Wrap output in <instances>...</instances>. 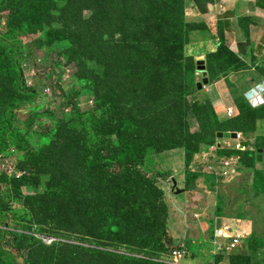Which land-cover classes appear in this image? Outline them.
I'll list each match as a JSON object with an SVG mask.
<instances>
[{
	"label": "trees",
	"instance_id": "1",
	"mask_svg": "<svg viewBox=\"0 0 264 264\" xmlns=\"http://www.w3.org/2000/svg\"><path fill=\"white\" fill-rule=\"evenodd\" d=\"M13 1L16 18H12L7 27L10 34L6 33L0 39V78H7L5 80L9 83L8 88L0 95V155L6 153L13 144L23 153L24 167L21 165L20 168L26 169L25 162L32 160L39 164L34 169L38 175L42 173L40 170L49 169L57 178L63 170L57 166L61 162L57 158H63L67 167L76 175L79 189L77 192L73 185L58 179L59 190H55L56 177H51L46 172L43 173L49 177L46 183L40 184L37 180L26 177L29 185H33L28 189L35 193L23 197L20 191L23 182H16L19 186L17 196L20 198L15 200L19 202L22 199L28 220H16L14 224H8L11 218L8 211L0 210V264H72L73 261L77 262L74 259L76 255L81 256L83 264H168L156 259L170 253V246L167 244L169 224L165 220V216H169V205L162 200L164 192L158 187V183L147 173L150 170V166L147 167L148 158L151 153H160L165 148H186L189 154L186 160L189 166L187 173L190 176L187 191H191L201 176L191 172L190 167L195 156L201 152L203 135L201 137L198 133L195 136L182 131L172 142L157 129L161 125V119L138 114L140 111L131 105L130 96L133 95L137 102L144 95V90L154 89L151 83L157 81L155 77L166 67V59L175 62L159 76H174L177 68L182 70L178 76L169 78L170 83L181 82L186 74L185 67L194 72L197 64L194 58L184 56L185 45L191 42L193 34L198 30L205 36L208 28L199 24L201 19L196 20L195 24L186 21V0H133L132 12L126 13V16L123 14L121 20H115L119 12L116 13V8L113 12H108L100 1V7L97 6L100 13L93 14L91 20H83L80 16L82 9L75 14L78 27L70 32L67 21L61 27L53 29H47V24L53 19L55 12L67 15L73 0ZM124 1L126 2H120ZM193 1L202 14L208 12L209 4L215 3V0ZM149 5L161 8L156 20L152 19L151 14L143 13ZM24 27L28 33L44 35V39H37L35 44L56 47L69 42V47L62 53L64 59L71 58L70 61H73L82 53L80 48L83 47L94 50L95 58L106 61L109 65L107 76L110 77L111 91H106L105 88L109 79L106 83L97 85L89 78L94 90L102 88L104 91L100 95L103 99L101 109L99 107L85 113L78 102H73V90L80 86L82 92L88 90L82 81L64 95L68 102L63 105L71 109L70 123L79 122L83 130H71L66 126L59 128L57 141L48 152L53 164L45 160V149L37 154L31 146L24 145L25 138L22 134L12 130L14 111L23 104L33 103L37 96L33 89L30 91L25 86L22 79L21 62L25 55L17 41L18 36L23 35ZM119 34L120 40L116 41ZM8 37L9 40L12 39L11 42L7 40ZM256 63L257 60H251L250 64L240 60L225 44L222 30L217 52L208 56V73L211 78H219L243 72L251 75L254 83H260L264 80V59ZM137 65L141 68V75L148 66L153 69L148 80L140 81V75L138 78L132 75L138 74L135 71ZM253 67L256 74L252 71ZM5 80L2 82L7 84ZM248 88L240 92L235 87L234 101L238 114L224 124L216 120L217 114L212 103L202 104L208 109V118L213 128L212 135L206 136L212 140L208 145L214 143V137L219 131H235L246 137L251 133L255 135L254 150L229 152V155L243 153L242 165L244 163L246 170L254 168L252 164L256 162L257 150L264 151V105L254 108L250 104L245 95ZM199 107L201 108L200 105ZM137 120L141 121V128ZM123 121L126 124L121 123ZM88 124L91 125V130L86 127ZM242 146L249 144L243 142ZM220 150L219 153L222 154ZM24 178L15 181H22ZM250 185L243 178L238 187L253 190L258 186V181L253 183V187ZM90 187L97 192L93 195L88 193ZM129 187L138 189L134 193L136 198L141 194V204L134 201L128 206L124 199ZM208 187L216 194L219 192L214 183L209 182ZM39 188L42 190L37 191ZM258 189L259 196L264 198V185ZM144 203L148 204L143 207ZM237 216L239 219L247 218V212L240 211ZM74 234H78L79 244L58 240L52 245L42 242L43 236L69 238ZM256 234L262 237L256 240ZM251 237L253 242L248 240L245 254L240 253V249L228 254L231 264H243L249 256L250 247L264 245V230L261 233L255 230ZM88 242L96 246L86 247ZM35 247L41 254L46 251L49 258H34L32 249ZM23 249L26 253L21 260L17 254ZM257 264H264V261Z\"/></svg>",
	"mask_w": 264,
	"mask_h": 264
},
{
	"label": "rangeland",
	"instance_id": "2",
	"mask_svg": "<svg viewBox=\"0 0 264 264\" xmlns=\"http://www.w3.org/2000/svg\"><path fill=\"white\" fill-rule=\"evenodd\" d=\"M100 1H102V3L106 6V10L108 12H113L115 8L116 13L119 11L115 20H121L123 18V14L126 16V13L132 12L131 4L133 0H126V2H120L121 0H73V5L68 11L69 15L55 12L53 19L49 24H47V29L61 27L63 22L67 21V29L69 32L73 31L78 27V22L74 17L75 14L80 9H82L80 16L83 17V20H91L93 14L100 13L97 8V6L100 7ZM13 3V0H0V39H2L6 33L10 34L7 27L10 25V20L12 18H16V10ZM226 3L227 0H225L223 3L221 0H215V3L210 6L208 12L202 14L196 7V4L193 0H186L184 2V4H186V21L189 24H195L194 22L196 20L201 19L202 22L199 24L205 25L208 28V32L206 34L207 40L209 42H216L217 39L219 44L220 32L223 30L225 24L223 20L227 19V17L231 18L235 15V13H230L226 17L225 14L228 10ZM126 6L128 9H126ZM137 10L139 11V8ZM160 10L161 8L156 5H149L147 9L143 11V13L151 14L152 19L156 20L159 16ZM230 10H232V8H230ZM196 15L198 16L195 17ZM206 16H208V20L206 19ZM240 25L243 32L245 33V23L240 21ZM22 26H24L23 23ZM200 31L201 30H198L195 34H193L192 40L199 41L201 37L205 39V37L199 33ZM239 32L238 24H234V26L228 31L229 39H234ZM120 37V34L117 35L115 40H120ZM37 39H44V35L42 33H28L25 27L23 35L18 36L17 42L20 43L21 52L25 55L24 60L21 62V70L23 75L22 79L25 83V86L29 88L30 91L33 89L37 96L33 100V103L23 104L14 111L12 130L22 134L25 138L24 145L31 146L37 154L45 149V160L53 164L48 152L53 149L54 143L57 141L56 138L59 128L61 126H66L71 130L81 129V124L79 122L76 124L70 123L71 109L63 105L68 102V100L64 98V95L70 93L75 88V85L80 84V81H82L88 90L82 92L81 86L78 89L73 90L71 92V94L75 95L73 102H78L80 109L85 113L88 111L97 110L99 107L101 109V106L103 105V99L100 98V95L104 94V91L102 88L94 90L90 79H93L97 85L104 84L109 79L105 88L106 91H111L110 77L107 76L109 73V65L106 63V61H100L98 58H95L94 50H86L83 47L80 48L82 53L78 55L73 61H70L71 58L68 60L64 59L62 53L69 47V42L61 44V46L49 47L35 44ZM7 40H9V37ZM192 40L185 45L184 56L186 58H194L196 62L198 61L202 64H205L207 66V70L203 72L201 69H196L193 72L192 70H189L188 67H185L184 71L186 74L183 75L181 82L170 83L169 78L178 76L180 73H182V70L177 68L175 71L176 75L174 76H159L175 62L172 59H166L165 62H167V65L162 70L156 66V68L161 71L155 77V80L157 79V81L151 83L154 86V89L150 90L149 88V91L144 90V95L141 96L137 102L136 99L133 98V95H131V105L138 108L140 111L138 114H141V116H146L147 118H160L161 125L157 129L163 136L170 138L169 140H172V142L175 141V138H177L182 131L195 136H198V133H200L201 137L203 135V145L200 149L201 152L198 154L204 152L208 158L210 157L213 159H219V162L225 165L228 164L233 166L242 164V152L236 155H229L230 151L239 150L237 147H235L237 144L236 142L232 140L220 141L221 138H219L216 134L214 137V143L208 145V143L212 140L208 139L206 136L212 135L213 128L211 127L212 122L208 118V109L202 104L206 102L213 104L216 101H220L226 105V110L227 107L235 104V87H238L240 92H243L247 87L252 85V81L249 80V78L245 79V74H243V72L238 74H229L227 77L216 78L213 76V78H211L210 74L208 73V56L212 53L206 56L208 53L204 50V55L198 54L196 46L189 47L194 42ZM11 41L12 39L9 40V42ZM225 44L227 45L226 36ZM196 56L198 57L197 60ZM135 71H137L138 74L133 73L132 75H136L137 78L138 75H140L141 77L139 80L143 81L144 79H149L153 69L148 66L147 70L142 72L141 75V68L137 65V69ZM205 73H207L209 83L200 89L197 83L203 81V78L206 75ZM5 79L0 78V95L2 94V91L6 90L9 86L7 81L8 79ZM4 80L7 81V84L2 82ZM219 89L222 90V96L220 97L216 93ZM86 103L88 105H86ZM199 105L201 108H203V110L199 107ZM213 107L215 113L217 114L216 120L218 119V122L221 124L225 123L226 118L235 117L238 114V110L229 111L228 114L225 110L223 113H220L216 111L215 106ZM101 112L102 110H100V114H102ZM104 116H106L105 113ZM121 123L126 124L124 121ZM137 123L141 128V121L137 120ZM215 126L217 125L215 124ZM86 127L91 130L90 124L86 125ZM208 127H210L209 130H207ZM82 130L83 129H81V131ZM18 138L19 137H17V139ZM255 138V135L252 133L249 137H246L242 134L240 143L247 142L249 144V146H245L246 149H242L244 152H249L250 150L254 149ZM114 139H116V137H114ZM220 142L224 144V147L221 146ZM169 148H165L160 153H151L147 162V167L150 166V172L147 171V173H150L149 176L158 183V187L164 192V195H162V200H164L169 205V216L167 218L166 215L165 220L167 219L169 230H171V232H168L169 239L167 240V244L170 246V251L173 249L176 250L177 248L185 249L189 248L188 246H190L191 242L189 243L186 237H183V241H175L176 239L172 238V236H177L181 239L182 236H185V234L182 233L181 224H183L185 231L188 232L189 230L186 236L190 237L191 241L194 240L195 233L198 234L197 232L199 231L202 232V239H205L203 232L207 233L209 239L214 235V223L216 222L217 217H238L237 214L240 211H244L247 212L246 219L251 221L250 223L253 232L256 230L257 232L261 233L264 230V198L259 196L258 189L259 186L260 188H263L264 185L263 166L258 167L260 165H257L255 161H252V167L254 168L248 169V176L244 175L245 169L240 172L239 176L235 173L237 172L236 170L235 172L230 170L229 175L226 178H223V180H216L211 175H203L202 178H204L206 181L216 183V189L217 191L219 190V192L216 194L208 190L204 180L200 179L201 186L193 188V190L197 191L196 198L198 199H190V203H194V205L192 204V207L190 208L194 214V217H190V209L186 207H184L185 217L181 215L175 216L174 206L171 200L173 202L175 201L178 194L177 192L179 190L188 188L183 184V180L180 175L183 173V170H189V166L186 164L189 154L186 148L183 147L172 149ZM218 148L226 149V151L220 150L222 153L220 154ZM208 151L212 153L209 154ZM22 155V151H19L13 144L6 153L0 155V210L8 211L9 216L11 217L8 220V224H14L16 220H28L26 219L25 213V210L27 209L22 199L19 202L15 200L16 198H20L17 196L19 194V186H17L16 182H23L20 185V191L22 192L23 197H25L35 193L30 192L28 189L29 186L32 187L33 185H29L26 177H30L31 180L35 179L40 184L49 181V177L47 175H43V173L49 172V176L56 177L55 173L49 169H45L43 171L40 170L42 173L38 175L37 171L34 169L36 166H39V164L29 160L25 162L26 169L22 168V173H27L26 176L17 178L18 175L16 172L21 167L23 162ZM236 158H239V162ZM57 159L61 161L60 163H57V166L62 167L63 170H61L59 173L58 178L56 177L55 190H59V179L61 182H67L73 185L78 192L79 187L77 186L78 179L76 175L67 167L63 158ZM24 160L26 159L24 158ZM236 162L238 163L236 164ZM22 166L24 167V164ZM202 167L203 162L198 158L197 155L191 162V169L193 172H199ZM253 169L255 171H253ZM174 176L175 180H173ZM187 177L189 178L190 176L188 175ZM23 178L24 180L22 181H15L21 180ZM243 178H246L248 182L252 184L250 185L251 187L254 186L253 181H255V183L258 181V186L253 190L248 188L246 189L244 187H238ZM174 181H177L176 186ZM41 190L42 189L39 188L37 191ZM136 190L138 189L130 187L127 188L126 199H123L128 202V206L134 201H137L138 204H141V194L138 198H136V194L134 193ZM87 191L92 195L94 192H97L96 189L91 187ZM184 194L185 193H183V195ZM191 195H193V193L189 194L190 197ZM185 202L186 201L184 200L183 203ZM147 204L144 203L143 207H145ZM215 207L216 215L213 212ZM154 212H156V210ZM195 215H198L199 218L196 219ZM194 218L196 219L195 224L197 227L189 228L188 224L190 222L187 221H190ZM198 226H201V229H198ZM256 235V240L262 237L259 234ZM53 238L54 240H50L43 236L42 242L47 245H52L53 241L56 239V241L58 240L72 244L80 243L78 234L71 235L69 238ZM250 239L252 243L253 238L251 237ZM10 245L12 244L10 243ZM85 246L93 247L96 245L88 242L85 244ZM239 249L241 250V247ZM32 252L34 258H49L48 255H46V251L41 254L39 249L36 247L32 249ZM203 252L204 254L208 255L211 251L207 248V250H203ZM232 252L233 251L229 253L217 252L216 254H210V261H212L210 264H231L228 254H232ZM248 252L249 256L247 257L246 262H242L243 264H257L259 261H264V245H253L250 247ZM25 253L26 250L23 249L20 254H17V257L23 260V254ZM224 258H226V262L222 261ZM74 259L77 262L73 261L72 264H83L80 255H76ZM178 264L186 263L180 261Z\"/></svg>",
	"mask_w": 264,
	"mask_h": 264
},
{
	"label": "crops",
	"instance_id": "3",
	"mask_svg": "<svg viewBox=\"0 0 264 264\" xmlns=\"http://www.w3.org/2000/svg\"><path fill=\"white\" fill-rule=\"evenodd\" d=\"M221 1L223 3L225 0H221ZM226 4H227V8H228V10L225 14L226 17L230 13H235V15L232 16L231 18L227 17V19L223 20L225 22L224 28H223V33L226 36L227 47L232 52H234L240 60L255 61V60H257V58H261V55L264 52V0H227ZM230 8H232V10H230ZM196 17H197V15H196ZM206 19L208 20V16H206ZM240 21L245 23V25H244L245 26V33L242 30V27L240 25ZM234 24H238V28H239L240 32L238 33V35L234 39L230 40L229 36H228V31L231 29V27L234 26ZM204 37H205V39H203V37H201V39L199 41L194 40V42L189 47L196 46L197 47V53L203 54V55H204L203 51L205 50L208 53V54H206V56H208L210 53L217 52L218 46H219L217 39H216V42L215 41L209 42L207 40L206 35ZM197 59H198V57L196 58V60ZM216 93L219 97L222 96V94H221L222 90L221 89L217 90ZM213 105L216 107V111L222 112V113L224 112L226 105L223 104L222 102L216 101L213 103ZM249 140H250V138H249ZM190 169H191V167H190ZM204 169H205V166L203 165V167L200 171H203ZM187 172L188 171L185 169V170H183V173H181V175H180V177L183 180V184L185 186L187 184V179H188L187 176L189 175V173H187ZM191 172H193L192 169H191ZM254 182L255 181H253V183ZM200 186H201V181L199 180L195 187L197 188ZM177 193H178V195L176 196L175 201L173 202L171 200V202L174 206V215L175 216L181 215V216L185 217V208L184 207L190 209L192 207V204L194 205V203H190V199H193V200L198 199V198H196L197 191H195L193 189L191 191H187V190H184V188H183V190H179ZM183 193H185V194L183 195ZM190 193H193V195H191L192 198L189 196ZM181 195H183V196H181ZM184 200L186 201L185 203H183ZM190 217L191 218L194 217V214L192 213L191 209H190ZM187 222H190L188 224L189 228L190 227H193V228L197 227L195 224L196 221L194 219L187 221ZM250 222L251 221H249L246 218H244V220H243V219H239V218L237 219V217H233V218L217 217L216 222L214 223V226H215L214 229L216 230V228L224 226L225 224L230 225L234 231L233 233L237 234L241 237L240 243H239V245H240L239 247H241L240 252H242V254H245L247 252L246 247H247L248 239H249V237H251V235L253 233L252 226H251ZM204 228H205V226H204ZM204 228H203V231H204ZM207 228H206V230H207ZM198 229H201V226H198ZM181 230H182V233L185 234V236H182L181 239H180V237H177V236H172V238L176 239L175 241H183V237H186L188 239V242L189 243L191 242L190 246H188L190 249V251H189L190 253H189L188 258L186 257L187 258L186 262H185L186 264H210V263H212V261H210V258H211L210 254H216L217 252L221 253V251H219L220 241L217 238L215 241V230H214V235L211 236L209 239H208L207 233H205V232H203V236L205 239H202V234H201L202 232L199 231V232H197L198 234L195 233L194 240H192V241H191L190 237L186 236V234H188L189 230H188V232L185 231L183 224H181ZM169 231L171 232V230H169ZM249 243H250V241H249ZM207 248L211 251L208 255L204 254V252H203V250L206 251ZM222 261L226 262L227 260H226V258H224Z\"/></svg>",
	"mask_w": 264,
	"mask_h": 264
},
{
	"label": "clouds",
	"instance_id": "4",
	"mask_svg": "<svg viewBox=\"0 0 264 264\" xmlns=\"http://www.w3.org/2000/svg\"><path fill=\"white\" fill-rule=\"evenodd\" d=\"M212 4H209L208 5V10H209V8H210V6H211ZM194 6V5H193ZM198 16V15H197ZM196 17V16H195ZM220 44V43H219ZM264 59V52L262 53V55H261V58H257V63L258 62H260V61H262ZM244 61V60H243ZM250 61L251 60H248V61H245V62H247L248 64H250ZM256 63V64H257ZM196 64H197V69H199L200 70V66H201V64L202 63H200V62H196ZM206 66V65H205ZM206 70H207V66H206ZM206 70H201V71H203V72H205ZM252 71L254 72V74H256V72H255V67H253L252 68ZM241 73V72H240ZM243 74H245V79H247V78H249V80H251L252 81V85H250V87L245 91V95H246V97H247V99L249 100V102H250V104L254 107V108H257V107H260V106H262V105H264V80L262 81V82H260V83H254L255 81H253L252 80V78H251V75L250 76H248V75H246V73H243ZM204 80H205V76H204V78H203V81L202 82H198L197 84H198V86H199V83H203V85L205 86V85H208V84H206L205 82H204ZM208 83H209V78H208ZM86 105H88L87 103H86ZM214 106V105H213ZM226 112H227V114H228V112L229 111H237V108H236V106H235V104L234 105H232V106H230V107H227L226 108V110H225ZM221 113V112H220ZM236 117V116H235ZM235 117H231V118H226L225 120L227 121V120H231V119H233V118H235ZM229 132H231V131H229ZM235 132V131H234ZM218 133H224V132H222V131H219V132H217V136H218ZM238 133V138L237 139H225V138H221L220 139V141H222V140H229V141H234V142H236L237 144H236V146L235 147H237L239 150H241V151H243L242 149H246V147L245 146H242V144H243V142H241L240 143V139L242 138V133H239V132H237ZM221 143V146H223L224 147V144L222 143V142H220ZM211 150V149H210ZM218 150H220V148H218ZM254 150V149H253ZM217 151V150H216ZM208 153L209 154H211L212 152H210V151H208ZM198 155V158L199 159H201V161L203 162V165L205 166V169L201 172V171H199V172H194L195 174H197V173H199L201 176H200V178L198 179V181L200 180V179H203L204 180V182H205V185H206V187H208V181H206L204 178H202L203 177V175H205V176H208V175H211V176H213V178L214 179H216V180H223V178H226L227 176H225V175H223V169H224V164L223 163H221V162H219V159H213V158H208L206 155H205V153L204 152H202L201 154H197ZM196 155V156H197ZM195 156V157H196ZM258 156V155H257ZM262 156H263V159H262V161L261 162H257V160H256V162H257V165H260V166H258V167H261V166H263V168H264V154H262ZM257 158V157H256ZM237 160H238V162H239V158H236ZM238 162H236V164L238 163ZM245 169V167L242 165V164H237V165H233V166H231V167H229L228 168V171H233V172H235V170L237 171V172H235L238 176L240 175V172L242 171V170H244ZM253 171H255L254 169H253ZM263 171H264V169H263ZM23 171H22V168H19L18 170H17V172H16V174L18 175L17 176V178H20V177H22V176H26V174L27 173H22ZM247 174H249V172H248V170H246L245 169V171H244V175L245 176H248ZM173 180H175V176H174V178H173ZM174 183H175V186L177 185L176 183H177V181H174ZM190 182H189V179H187V184H186V186L188 187V184H189ZM211 183H214V184H216L215 182H211ZM251 184V183H250ZM197 185V184H196ZM195 185V186H196ZM194 186V188H196ZM184 190H187V188H184ZM208 190H210V191H212L211 189H209V187H208ZM216 191H217V189H216ZM212 192H214V193H216L215 191H212ZM178 195V194H177ZM213 212H214V214L216 215V207L213 209ZM195 218L197 219V218H199V216L198 215H195ZM194 218V220H196ZM225 226H229L230 228H231V233H233L234 231H233V229H232V227L230 226V225H228V224H225L224 226H221V227H219V228H216V230L217 229H222V228H224ZM216 230H215V232H216ZM234 234V233H233ZM48 239H50V240H54V238H49V237H47ZM241 239V238H240ZM249 239H250V237H249ZM248 239V240H249ZM55 241H56V239H55ZM54 242V241H53ZM240 246V245H239ZM239 248L240 247H237L236 249H238L239 250ZM177 249H184V248H177ZM176 249V250H177ZM187 251H188V254L190 253L189 252V250L187 249V248H185ZM235 249V250H236ZM175 250L173 249V250H171L170 251V253L169 254H165L161 259H156L157 261H160V262H165V263H168V264H178V263H175V261H174V259L172 258V256H173V252H174ZM188 254L186 255V257L188 258ZM183 258L181 261H183V262H186V259L187 258Z\"/></svg>",
	"mask_w": 264,
	"mask_h": 264
},
{
	"label": "built area",
	"instance_id": "5",
	"mask_svg": "<svg viewBox=\"0 0 264 264\" xmlns=\"http://www.w3.org/2000/svg\"><path fill=\"white\" fill-rule=\"evenodd\" d=\"M231 167L230 165L224 164L223 175L228 176L229 171L228 168ZM216 238L220 241L219 251L221 253H229L232 250H235L239 247L240 243V236L237 234L231 233V228L229 226H225L222 229H217L215 232V241ZM188 251L186 249H177L173 252L172 258L174 259L175 263L180 262L183 258L186 257Z\"/></svg>",
	"mask_w": 264,
	"mask_h": 264
},
{
	"label": "water",
	"instance_id": "6",
	"mask_svg": "<svg viewBox=\"0 0 264 264\" xmlns=\"http://www.w3.org/2000/svg\"><path fill=\"white\" fill-rule=\"evenodd\" d=\"M205 64H201L200 69L201 70H206V66H204ZM205 80L204 82L206 84H208V76L207 73H205ZM203 83H199V88L202 89L203 88ZM218 137L219 138H225V139H237L238 138V133L237 132H224V133H218ZM264 153V151L262 149L258 150V156L256 158L257 162H261L263 159L262 154ZM177 184V183H176Z\"/></svg>",
	"mask_w": 264,
	"mask_h": 264
}]
</instances>
